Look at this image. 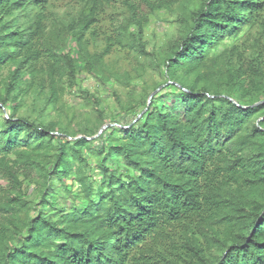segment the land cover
Returning a JSON list of instances; mask_svg holds the SVG:
<instances>
[{
	"label": "trees",
	"instance_id": "trees-1",
	"mask_svg": "<svg viewBox=\"0 0 264 264\" xmlns=\"http://www.w3.org/2000/svg\"><path fill=\"white\" fill-rule=\"evenodd\" d=\"M176 9L135 123L91 140L17 115L32 95L61 117L76 89L103 118L81 77L129 85L109 59L147 57ZM0 264H264V0H0Z\"/></svg>",
	"mask_w": 264,
	"mask_h": 264
},
{
	"label": "rangeland",
	"instance_id": "rangeland-1",
	"mask_svg": "<svg viewBox=\"0 0 264 264\" xmlns=\"http://www.w3.org/2000/svg\"><path fill=\"white\" fill-rule=\"evenodd\" d=\"M181 14V11L176 9L175 13L162 12L149 17L150 25L145 33V40L148 43L147 53L149 54L147 57L140 58L138 54L127 53L125 51L115 52L111 56L109 67L115 68L122 73L128 72L133 78L129 85L114 81L106 88L97 84L92 77H81V85L87 88L92 95L104 101L100 108L104 110L103 118L98 117V113L92 103L80 104V99L76 95V89H68V93L64 96L63 103L66 110L65 114L61 117L57 115L56 111L52 110V107L45 106L42 100H36L32 95L23 101L17 115L33 120H42L45 124L60 120L65 128L73 132L84 131L86 128H90L96 133L91 140L99 139L103 133L113 126L135 123L141 118L139 112L144 105L143 103L147 101L149 105L151 97L157 91L159 92L167 87L163 86L157 89L159 85L165 83L166 78L162 73L161 67L158 66V57L154 56V52L165 46L176 34V21ZM3 73L6 76L8 70L6 69ZM181 79H183V76H181ZM171 91L176 90L171 89ZM130 102L136 106V113L132 112L128 114L126 109H124ZM160 103L161 101H159ZM165 103L166 105H170L169 99ZM76 105L77 108L74 109L72 106ZM258 120L259 118L254 119L256 123L259 122ZM105 121H107V124H105ZM27 139L28 137L26 136L22 138L23 141ZM99 141L101 140H98L97 143ZM72 181L73 179L70 178L68 184L71 185ZM1 184H4V182H1ZM28 188L26 187L25 190L27 191ZM53 190H58L63 194H60L57 200V205L55 206L56 213H60L67 206H72V200L76 195L75 192L68 193L59 182H56Z\"/></svg>",
	"mask_w": 264,
	"mask_h": 264
},
{
	"label": "water",
	"instance_id": "water-1",
	"mask_svg": "<svg viewBox=\"0 0 264 264\" xmlns=\"http://www.w3.org/2000/svg\"><path fill=\"white\" fill-rule=\"evenodd\" d=\"M159 92H160V91H159ZM159 92L157 91V93H155V94L151 97V99H150V103H149V106H150L151 101H152V99L154 98V96L157 95Z\"/></svg>",
	"mask_w": 264,
	"mask_h": 264
}]
</instances>
